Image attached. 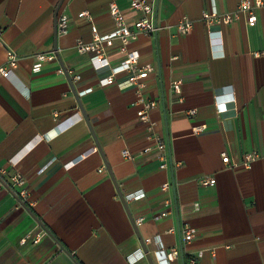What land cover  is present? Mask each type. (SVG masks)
Wrapping results in <instances>:
<instances>
[{"label":"crops","instance_id":"obj_1","mask_svg":"<svg viewBox=\"0 0 264 264\" xmlns=\"http://www.w3.org/2000/svg\"><path fill=\"white\" fill-rule=\"evenodd\" d=\"M59 1L0 0V65L8 49L20 57L15 73L0 77V264H183L180 254L167 258L181 246L185 264L200 249L195 264H264V2L250 24L245 13L232 22L202 17L233 12L241 0H154L166 27L129 45L139 65L155 68L137 90L118 85L127 72L99 85L123 57L118 41L99 70L75 46L92 37V24L101 33L114 28L112 0H63V34ZM114 1L128 22L138 17L128 0ZM184 16L193 27L181 34ZM52 50L58 58L33 71L34 55ZM60 66L80 75H70L79 100ZM140 94L156 102L148 120L138 115ZM157 136L166 142L167 168L159 166ZM248 151L261 156L245 166ZM15 173L26 179L25 200L9 184ZM203 175L216 182L201 184ZM118 188L124 197L145 196L124 201ZM179 221L197 229L191 242H183ZM43 230L38 243H22Z\"/></svg>","mask_w":264,"mask_h":264},{"label":"built area","instance_id":"obj_2","mask_svg":"<svg viewBox=\"0 0 264 264\" xmlns=\"http://www.w3.org/2000/svg\"><path fill=\"white\" fill-rule=\"evenodd\" d=\"M130 7L139 13L132 23L128 22L122 9L119 7L118 3L112 0L109 4V13L114 20V28L106 33H101L97 27L92 24V37L89 40L78 38L76 40V49L80 53H89L90 62L92 66L96 69H102L110 65V60L108 56L109 48L114 46L116 41L119 42L118 50L123 55L120 62L111 67V72L99 78V85L105 86L115 82V75L119 72H127L129 75L126 79L118 82L120 87L134 86L137 90H142L144 87V79L154 71V66L151 64L139 65L140 54L137 49H132L129 47L130 43L136 40L140 35H156L159 30L166 27L160 25L157 22L156 11L154 6V0H128ZM264 0H241L238 8L233 12H227L222 15L216 12H203V19L210 23L213 21L223 20L225 22H232L233 20L240 17L242 13L247 15V21L250 24L256 22L257 17L255 14V8L262 5ZM89 20H93L91 13L88 10L82 12ZM69 18L66 13L59 12L56 18V31L58 34H63L68 31ZM193 27V21L184 16L176 24L177 32L181 34L188 33ZM3 30L0 29V43L3 42ZM261 52H255V55H260ZM19 55L12 49L7 51L6 62L0 65V77H10L15 73L18 67ZM58 58V52L56 50L48 52H38L33 57L32 69L33 71L41 70L43 64L47 61H52ZM61 73H67L71 75L74 79H79V74H73V70L65 69L63 66L58 68ZM174 90L180 92V83L174 81ZM135 103H140L141 107L138 109V115L143 120L149 119L150 110L156 105L155 100L147 99L141 94ZM196 113L195 109H190L187 111L189 116H193ZM204 129L202 125H197L194 127V132L199 133ZM156 150L157 155L160 159V168L168 167V154L166 142L163 138L157 136ZM124 155H127V150L123 151ZM261 153L259 151H248L243 159V164L245 166H250L251 162L259 158ZM222 157L225 162H229V156L227 152H222ZM4 171L0 168V172ZM199 182L204 185L212 184L216 182V178L212 175H203L199 178ZM26 179L21 174L15 173L11 175L9 184L15 190V187L20 189L15 190L24 200L28 195V190L25 187ZM169 187V182H165L162 185L163 189ZM145 196L144 191L137 190L128 193L125 199H139ZM167 212H162V215H166ZM143 217H138L137 221H142ZM46 233L45 230L39 232L35 235L27 234L26 237L22 239V243L27 241V237H30L34 243H38L42 235ZM197 229L192 225L185 223L183 226L180 225V234L183 242L189 243L196 236ZM180 254V248L172 247L167 253L168 260H172ZM203 255V250H197L196 252L189 253L188 262L190 264H195L198 259ZM144 256L143 252H140L137 257ZM135 259V258H134ZM137 259V258H136ZM135 259V260H136ZM134 260V261H135ZM76 264V263H74Z\"/></svg>","mask_w":264,"mask_h":264},{"label":"water","instance_id":"obj_3","mask_svg":"<svg viewBox=\"0 0 264 264\" xmlns=\"http://www.w3.org/2000/svg\"><path fill=\"white\" fill-rule=\"evenodd\" d=\"M62 2H63V0H60L59 3H58V5H57V7H56V10H55V12H56V17H57V15H58V9H59L60 5L62 4ZM63 67L65 68V66H63ZM65 69H66V68H65ZM66 74H68L67 71H66ZM68 76H69V81H70V84H71L72 90L74 91V93H75L76 96H77V92H76V88H75V85H74L73 79H72V77H71L69 74H68ZM77 98H78V100H79V97H78V96H77ZM79 104H80V107H81V109H82V111H83V114H84V116H85V118H86V120H87V122H88V124H89V126H90V129L92 130L93 135L95 136L96 143H97V145H98L100 151H102L101 146H100V144H99V142H98V139H97V137H96V135H95V132H94V130H93L92 126H91V123H90V121H89V118H88V116L86 115V112H85V110H84V108H83V106H82V104H81L80 101H79ZM105 163H106V166H107V168H108L110 174H112V171H111V169H110V167H109V165H108V163H107L106 160H105ZM173 189L175 190V185H174V184H173ZM118 190H119V193H120V195H121V198L125 201V197H124V195L122 194L121 190H120L119 188H118ZM178 226H179V231H180V221L178 222ZM180 255H181V259H182L183 264H185V253H184V249H183L182 246L180 247ZM150 261H151V264H154V263L152 262L151 259H150Z\"/></svg>","mask_w":264,"mask_h":264}]
</instances>
